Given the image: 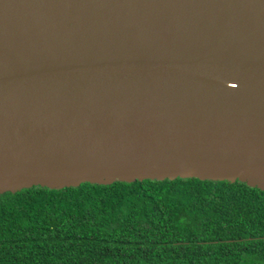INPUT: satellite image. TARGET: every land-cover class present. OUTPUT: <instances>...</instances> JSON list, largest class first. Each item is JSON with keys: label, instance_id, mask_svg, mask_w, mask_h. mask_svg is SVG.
Returning <instances> with one entry per match:
<instances>
[{"label": "water", "instance_id": "obj_1", "mask_svg": "<svg viewBox=\"0 0 264 264\" xmlns=\"http://www.w3.org/2000/svg\"><path fill=\"white\" fill-rule=\"evenodd\" d=\"M264 190V0H0V194Z\"/></svg>", "mask_w": 264, "mask_h": 264}, {"label": "trees", "instance_id": "obj_2", "mask_svg": "<svg viewBox=\"0 0 264 264\" xmlns=\"http://www.w3.org/2000/svg\"><path fill=\"white\" fill-rule=\"evenodd\" d=\"M0 264H264V190L177 178L6 192Z\"/></svg>", "mask_w": 264, "mask_h": 264}]
</instances>
